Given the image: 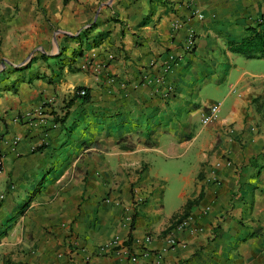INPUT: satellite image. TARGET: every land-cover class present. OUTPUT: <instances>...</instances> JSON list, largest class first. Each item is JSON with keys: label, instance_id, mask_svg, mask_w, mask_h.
Wrapping results in <instances>:
<instances>
[{"label": "crops", "instance_id": "obj_1", "mask_svg": "<svg viewBox=\"0 0 264 264\" xmlns=\"http://www.w3.org/2000/svg\"><path fill=\"white\" fill-rule=\"evenodd\" d=\"M262 16L264 0H0V264H264V72L227 48Z\"/></svg>", "mask_w": 264, "mask_h": 264}, {"label": "trees", "instance_id": "obj_2", "mask_svg": "<svg viewBox=\"0 0 264 264\" xmlns=\"http://www.w3.org/2000/svg\"><path fill=\"white\" fill-rule=\"evenodd\" d=\"M227 48L245 58L264 59V17H260L254 24L245 27L241 39L229 41ZM80 88H84L86 93L79 95L75 91L73 98L78 99L81 103L88 102L90 98L88 88L78 87L76 90ZM251 103L257 113L261 115V119H264V89L260 95L252 99Z\"/></svg>", "mask_w": 264, "mask_h": 264}, {"label": "built area", "instance_id": "obj_3", "mask_svg": "<svg viewBox=\"0 0 264 264\" xmlns=\"http://www.w3.org/2000/svg\"><path fill=\"white\" fill-rule=\"evenodd\" d=\"M194 46H195V40L193 37V33H189L187 35L185 42H184L182 50L185 53L191 52L194 49ZM177 59H178V56H176L173 53H168L165 60H164V68L169 69L172 65H174L176 63ZM75 91L79 95H84L86 93V90L84 88H80V89L75 90ZM219 111H220V103L216 101L215 103L208 106L207 112L203 116V118L201 119V122L203 124H206V123L213 121L214 119L217 118ZM1 165H2V157L0 154V166ZM2 197H3V195H0V198H2ZM141 201H142V197H137V199L135 200V203L139 204ZM125 220L127 222H131V217L129 215L125 216ZM189 221H190L189 218H184L176 226L170 228V230L167 233V236L165 237V244H166V247L168 249L171 247H174L175 245H177L179 243V241L174 236V230L187 229L189 226ZM145 239L147 241H149L150 237L146 236ZM115 243H116V241L112 240V241H109L107 244H105V246L111 247V246H114Z\"/></svg>", "mask_w": 264, "mask_h": 264}, {"label": "rangeland", "instance_id": "obj_4", "mask_svg": "<svg viewBox=\"0 0 264 264\" xmlns=\"http://www.w3.org/2000/svg\"><path fill=\"white\" fill-rule=\"evenodd\" d=\"M263 66H264V60L252 59L249 62L248 70L253 73H259V72L262 73L264 72Z\"/></svg>", "mask_w": 264, "mask_h": 264}]
</instances>
